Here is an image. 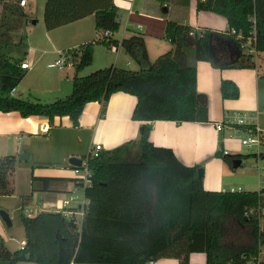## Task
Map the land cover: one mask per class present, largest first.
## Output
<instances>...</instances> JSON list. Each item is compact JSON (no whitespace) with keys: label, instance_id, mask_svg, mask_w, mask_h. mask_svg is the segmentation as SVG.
<instances>
[{"label":"trees","instance_id":"obj_1","mask_svg":"<svg viewBox=\"0 0 264 264\" xmlns=\"http://www.w3.org/2000/svg\"><path fill=\"white\" fill-rule=\"evenodd\" d=\"M168 19L166 38L172 48L149 59L145 39L133 34L122 40L114 35L121 27L120 8L113 0H47L44 22L47 29L95 15L99 38L64 50L74 60L76 74L72 92L51 102L12 95L27 71L21 59L11 57L14 37L27 17L20 0H0V111H18L23 117L69 116L75 125L89 102L104 104L119 91L137 97L132 117L141 121L171 120L208 122L207 97L197 89L198 60L217 68L253 67L250 54L242 51L243 41L255 33L256 48L264 52V15L258 0H198L197 9L213 11L228 20V32L194 30L186 21L190 0H156ZM174 3L175 8L165 4ZM214 38L229 42L235 55L219 61L212 48ZM122 47L139 65V70L109 66L83 75L93 62L95 45ZM14 45L24 50L19 38ZM26 55L24 52L23 55ZM24 55V56H25ZM224 98H238L237 84L223 80ZM150 126L140 128V137L97 155L83 157L90 170L91 184L84 195L89 201L84 217H66L58 211L36 216L21 214L27 244L11 251L0 234V261L16 264L30 260L40 264H149L160 258H177L190 264L192 252H205L207 264H245L255 251L259 225L245 212L258 200L257 191L207 190L200 165H185L173 150L149 141ZM220 138L216 156L231 166L242 155L224 154ZM15 155L0 156V196L12 195L11 176ZM23 211V210H22ZM234 218L249 228L251 243L246 246L225 241L226 223ZM264 239V233H262Z\"/></svg>","mask_w":264,"mask_h":264},{"label":"crops","instance_id":"obj_2","mask_svg":"<svg viewBox=\"0 0 264 264\" xmlns=\"http://www.w3.org/2000/svg\"><path fill=\"white\" fill-rule=\"evenodd\" d=\"M26 1V5H20L27 17L23 19L19 28L17 27L10 32L15 42L9 50H11V57L21 59L22 62H28L29 68L26 71L27 73L29 70L32 72L26 73L20 84L13 89L12 95L43 102L65 98L72 92V88L69 94L66 92L65 83L67 81L70 83V79H73L76 74V67L65 66L58 69L61 71L67 67L66 72L51 73L40 68L39 57H45L47 54L55 56L64 50L76 48L75 45L78 42H75V38L87 34V23L83 22L91 16H94L95 22V15L93 13L88 14L58 27L46 28L45 38L40 36L30 40L29 24L26 20L28 18V21L31 20L30 22L33 24L37 21L33 22L34 20L29 18L28 0ZM113 1L120 8L121 27L114 35L117 39L122 40L133 34L143 36L151 62L172 48L173 45L166 38L165 33L167 20L175 18L171 15H164L156 0ZM46 2L47 0L44 2L43 17ZM197 2L198 0H190L187 18L185 19L193 29H210L220 33L228 32V20L225 16L208 10L199 11ZM173 6L174 3L166 4L168 8ZM1 8L0 6V10ZM173 8L175 11L178 10V7L174 6ZM258 9L264 15V8L261 7L259 0ZM66 26H73L67 29L68 34L63 32L61 35L60 31H56ZM95 30L98 31L96 27ZM26 36L29 42L25 41ZM82 37L85 38L81 43L90 40V36ZM19 38L22 40L24 49L22 51L18 50L19 45H14ZM45 39L47 44L43 43ZM229 45V42L222 39L214 38L212 40V48L219 61H230L235 57L228 49ZM105 48L107 52L114 55V60L112 61L111 58L100 60L97 58L98 51L96 49L92 64L86 67L81 74L86 75L90 71L109 67L111 64L127 69H133L131 68L132 65L137 64V70L140 69V65L122 47H118L117 51L106 46ZM39 51L42 53L38 57ZM24 52L26 53L25 56L23 55ZM253 62V67L246 68H217L207 60L196 62L197 89L207 97L210 119L208 122H176L171 120L147 122L136 120L132 115L137 104V97L123 91L113 93L105 104L99 101L86 104L79 118V125H75L69 116H57L50 120L46 116L23 117L18 111H0V156L15 155L17 158L16 169L11 176L14 193L0 196V209L8 212L10 204L6 198L22 196L21 210L25 212L27 209L31 212V216H36L43 211H58L57 205L63 199L72 194L79 195V191H82L83 199L79 195L78 198L71 201L69 206L74 212H81L80 205H88L89 201L84 198L83 187L78 182L74 166L69 161L70 158L75 156L83 159L84 156L90 154V148L97 143L102 145L101 150H109L128 141L136 140L140 137V128L144 124L150 126L148 139L154 145L171 148L177 158L185 165L204 167L203 182L207 190L230 191L224 189L226 173L228 172L227 163L222 157L216 156V152L219 148L220 138H222L224 150L232 155L235 151L236 136H241L243 131L236 126H229L225 122L228 119L234 120L239 113H254L253 122L264 131V68H262L264 66L259 63V56ZM43 72L46 79L43 75V80L37 84L35 77L38 80ZM223 80H230L237 84L240 90L238 98H224L221 89ZM65 93L67 94L62 96ZM44 96L53 100H43ZM219 122L226 124L222 130H218L216 127ZM88 150L89 152L85 153ZM24 152L29 153L28 158L20 159L19 155ZM62 161L63 166L59 165ZM54 163L57 165L54 166ZM52 167L53 169H51ZM21 183H25V190L21 191ZM33 199L35 200L33 205L29 206L28 201H33ZM78 212L74 213L73 216L80 220L81 217ZM8 214L11 215L10 212ZM6 225V221L0 215V234L4 237L7 247L11 251H15L21 248V241L26 239L25 231L24 236L19 241V246L11 248L9 246L11 238ZM247 229L249 231L248 227ZM0 264H8V262L0 261ZM16 264L40 263L24 260ZM152 264H180V261L177 258L164 257ZM190 264H207L206 253L192 252Z\"/></svg>","mask_w":264,"mask_h":264},{"label":"rangeland","instance_id":"obj_3","mask_svg":"<svg viewBox=\"0 0 264 264\" xmlns=\"http://www.w3.org/2000/svg\"><path fill=\"white\" fill-rule=\"evenodd\" d=\"M44 2H45V0H28V5H27V11L29 13L28 16L32 20L37 21V23L33 24L32 22H30L31 20L28 21V18L26 20V22H28V24H29L28 25V32H29L30 40H31V38L37 39V37H40V36L44 37V34L46 32V27H45L44 17H43ZM259 2L261 3V7L264 8V0H259ZM83 23H87L86 24L87 34H84L82 36H90L89 41H91L95 38H99L101 36V34H102L101 31L95 30L94 16L87 18V20H85V22H83ZM71 27H73V26H66L65 28H62L61 30H56V31H60L61 35L63 32L68 34L69 32L67 31V29H70ZM30 31H31V33H30ZM55 33H58V32H55ZM82 36L75 38V42H78L75 45L76 47L83 44L81 42L84 40L85 37H82ZM25 41L29 42V40H27V36H26ZM38 41H40V39H38ZM43 43L47 44L48 42H46V39H45L43 41ZM48 48H50V47H48ZM96 49L98 51L97 58H99L100 60L101 59H107V58H111L112 61L114 60V55L107 52V49L105 48V46L102 43H97L95 45V50ZM41 53H42V51H39L38 57ZM258 55H259V63H262L264 66V52L258 53ZM59 57H60V52L55 56L52 54H47L45 57L44 56L39 57V61L41 62L39 64L40 68H42V70H46V71L51 72V73H57V72H61V71L66 72L68 70L67 67L60 71V69H58V67H50L49 66V64L53 63ZM111 65H109V66H111ZM131 68H133L132 70H137L138 65L133 64ZM262 68H264V67H262ZM31 72H32L31 70L28 71V73H31ZM47 74H49V73H47ZM43 75L45 76V79H46V75L44 72L38 80L35 77V81H37V84H38V82H41L43 80ZM65 84L67 87L66 92L69 94V92L71 91V88L73 86V79H70V83H69V81H67V83H65ZM67 93L63 94L62 96L66 95ZM49 98L50 97L44 96L43 100H46V101L53 100V99H49ZM51 98H53V97H51ZM263 102H264V99H263ZM236 137H237V139L235 140V148H234L235 151H233L232 155H242V157H243L242 164L238 168H233L231 165L227 164L228 172L226 173L224 189L230 190L231 187H233V186L235 188H238L239 186H241L245 190L257 191L260 187H263V185L262 186L259 185V175H258V169H257L258 160H257L256 156L254 155L255 151L251 148H248L246 145L241 143V136L238 135ZM88 152H89V150L85 153H88ZM260 163L262 164V163H264V161L261 160ZM63 164H64L63 161L59 163V165H61V166H63ZM55 165H57V164L54 163V166ZM201 167L204 168L203 166H201ZM51 169H53V167ZM20 188H21V191L25 190V183H21ZM79 195L83 199L82 191H79ZM21 198H22V196L21 197L18 196V197L6 198V200L8 201V204H10V209H9L8 213L10 212V214H11L10 216H11V220H12V222H10L9 224L7 223V225H6L7 226L6 229L8 230L7 232L10 234V238H11L9 241V246L11 248H16L17 246H19V241L24 236V226H23L22 218H21V214L24 211H22L20 208ZM34 201H35L34 199H33V201L29 200L28 205L29 206L33 205ZM75 203H78V201H75ZM225 241L228 243L234 244V245L246 246V245H249L251 243V237H250V233H249V231L245 225L241 224L240 222H238L234 218H229L227 223H226Z\"/></svg>","mask_w":264,"mask_h":264},{"label":"built area","instance_id":"obj_4","mask_svg":"<svg viewBox=\"0 0 264 264\" xmlns=\"http://www.w3.org/2000/svg\"><path fill=\"white\" fill-rule=\"evenodd\" d=\"M26 0H21V5H26ZM166 5V4H165ZM199 30V29H198ZM196 29L191 31L192 35H195ZM112 49L114 51L118 50L117 46H112ZM241 49L244 53L250 54L252 57V60L256 59L260 53L256 48V37L255 33L248 37L247 40L243 41L241 45ZM74 60L71 56H69L66 52L62 51L60 53V57L57 58L53 63L49 64L50 67H58L60 69L64 68L65 66H74ZM22 68H29L28 62H22L21 63ZM103 115V113H102ZM254 119V113H239L237 114L236 118L234 120L228 119L225 123L229 126H236L239 129L243 131V134L241 135V143L246 145L248 148H251L255 151L254 155L256 156L258 163H257V169H258V175H259V185L263 187H260L257 190L258 193V200L257 203L246 210L245 215L247 217H254L258 221L259 225V238H258V244L255 251L248 254L247 261L245 264H264V239L262 237V233H264V163H260L261 160L264 161V131L253 122ZM224 122H219L216 124V127L218 130H222L225 127ZM102 149V145L100 143H97L93 147L90 148V154L91 155H97L98 152ZM224 154H229L227 150L223 151ZM74 171L77 175V179L79 184L82 185L83 190L85 187L91 184V175L92 171L90 170L88 163L86 160H83V163L81 166H74ZM232 192H240L244 191L242 187H232L230 189ZM79 195L72 194L66 199H63L61 203L57 205L58 212L63 213L66 217H73L74 212L72 208H69L71 201L78 198ZM84 198L85 195H84ZM81 212H78L80 214L81 219L84 217L87 204L80 205ZM26 215L31 216V212L26 209L24 212ZM80 219V220H81ZM27 244L26 239H23L21 241V248H24ZM153 262H150L149 264H152Z\"/></svg>","mask_w":264,"mask_h":264},{"label":"water","instance_id":"obj_5","mask_svg":"<svg viewBox=\"0 0 264 264\" xmlns=\"http://www.w3.org/2000/svg\"><path fill=\"white\" fill-rule=\"evenodd\" d=\"M33 22H36V20H34ZM28 156H29V153L28 152H24V153H21L19 155V158L20 159L28 158ZM70 163L73 166H81L82 163H83V159L74 156V157H71L70 158ZM241 164H242V158H236L233 161V167L234 168H238L239 166H241ZM199 174H200V176H204L203 168H200L199 169ZM0 215L2 216V218L4 219V221H6V223L9 224L11 222L10 216H9L8 212H6L4 209H0Z\"/></svg>","mask_w":264,"mask_h":264}]
</instances>
